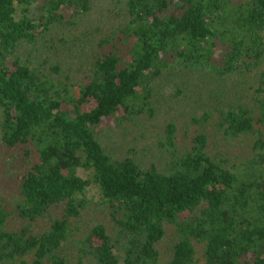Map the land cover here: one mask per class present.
<instances>
[{
  "label": "trees",
  "instance_id": "16d2710c",
  "mask_svg": "<svg viewBox=\"0 0 264 264\" xmlns=\"http://www.w3.org/2000/svg\"><path fill=\"white\" fill-rule=\"evenodd\" d=\"M103 1L0 0V264H160L165 239V264H264V0H117L109 33L45 51ZM198 80L188 144L171 114L156 160L123 145Z\"/></svg>",
  "mask_w": 264,
  "mask_h": 264
},
{
  "label": "rangeland",
  "instance_id": "374dc122",
  "mask_svg": "<svg viewBox=\"0 0 264 264\" xmlns=\"http://www.w3.org/2000/svg\"><path fill=\"white\" fill-rule=\"evenodd\" d=\"M120 3L117 0H105L101 3V5L98 8H95L90 16V20L92 19L93 22L91 23H85L83 25H80L79 27L71 30L72 33H65V35H62V33H58L53 35L54 40H51V38L47 39V43H44L43 48L46 49L45 51L48 52L49 54H54L55 57H61L62 59H66L64 56V50L62 47V43H64L61 38H65L68 40L69 38H72L73 34L78 35L81 31L85 33L83 37H91L98 39L101 36L106 35L109 33L111 29H113L116 25H119V21H113L114 18L118 20V11L120 9ZM62 42V43H61ZM42 46V45H41ZM52 47H55L52 48ZM79 49H82L81 46H79ZM69 60V59H68ZM70 63L64 64L65 68H68V65ZM77 65H75L73 70L74 74H77ZM73 74V75H74ZM255 78V76H254ZM254 80L251 79L247 85L244 87V90L242 91V87L238 88L239 93L241 94L240 97L245 98L246 91L249 92L250 86L252 85V82ZM180 83L181 80H177L176 76L170 78L169 75H167L160 83V86L158 87L159 89H165L167 93L170 92L175 88L177 83ZM210 80H198L197 83V88L196 92H192V94L184 100V104L181 106H178V110H171L170 113L167 115L164 114V110H159L157 113L156 117L147 120L144 124H138L135 123L134 121L130 123V126L128 127V130L126 131V137L122 139V143L125 147L128 146V144H139L138 147L142 148L146 146H149L150 149L146 148L145 153L143 154V161H150V160H156L157 155L156 152H158V139L159 138H164V132H163V122H165L168 117L173 114L176 118L177 121V131H176V142L177 144L180 145V147L183 144H188L190 141V138L192 137V130L190 127L187 125V116L191 113L194 112L195 107L197 104H202L203 102H206L207 100V93L211 88ZM232 86V85H230ZM170 88V90L168 89ZM185 95H188L185 93ZM228 96V98L220 97L221 100H229V94H225ZM234 98H237V95L235 93L234 96H231ZM209 102V101H208ZM194 107V108H192ZM154 122V126H152V123ZM155 126L158 127L155 128ZM126 127V129H127ZM189 127V128H188ZM124 129V128H123ZM159 132V134H156L155 132ZM112 135L114 138H117L118 136H121L120 130L113 132ZM113 138V139H114ZM108 145H112V142L110 140H106ZM120 145V144H119ZM120 149V147L118 146ZM240 148V149H239ZM233 147L230 153L224 158L229 157L230 155V161L237 159V158H246L250 154V149L242 146V147ZM123 149V147L121 148ZM118 150V149H117ZM156 151V152H155ZM216 151V150H214ZM60 206H57V209H53L57 215H59L60 211ZM15 225V223H18L17 221H12ZM158 249L160 251V264H165L171 257V251L169 248V242L167 239H165L161 244L158 245Z\"/></svg>",
  "mask_w": 264,
  "mask_h": 264
}]
</instances>
